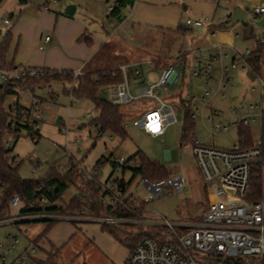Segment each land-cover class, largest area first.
<instances>
[{
	"label": "rangeland",
	"instance_id": "rangeland-1",
	"mask_svg": "<svg viewBox=\"0 0 264 264\" xmlns=\"http://www.w3.org/2000/svg\"><path fill=\"white\" fill-rule=\"evenodd\" d=\"M103 1L95 4L94 0H80L79 2L77 0L80 4L77 6L80 11L82 8L92 7L95 10L99 24L102 20L104 26L109 28V22L106 20L107 16L104 14L105 2ZM31 2H34V0H31ZM58 2L63 4L65 0H49L47 5ZM67 4L73 3H67L66 1L63 9ZM21 8L20 0H0V41L6 32L11 29L15 15ZM3 19H8L9 24H2ZM121 36L125 41H128L126 35ZM146 40L148 41L146 44L148 47L157 42L152 37H146ZM128 42L134 43L135 41ZM184 45L182 43V48ZM151 46L148 50L153 55L154 49ZM115 48H118L115 41L103 45L94 56L92 66H88L89 72L101 71L107 67L110 69L120 68V64H124L125 60L119 55L116 56L117 53L113 54ZM192 58V56H187L179 65L180 70H184L189 76L193 69ZM95 65L96 68L103 66L101 68L104 69H94L93 66ZM228 65H230V62ZM214 66H219V63ZM138 68L142 70L139 75L135 74L132 68L126 69L131 92L143 86L145 79L151 82L158 79V72L149 69L144 62L139 64ZM246 70V64L243 65L240 62L235 68H231L230 71L233 77L231 83L227 87H222L219 94L214 97V92L216 93L219 87V74H216L215 70L213 73L216 75L208 85H204V88L198 80H191L193 92H200V95L206 88L210 91L209 108L208 110L202 109V112L206 117L209 111L213 112L216 109L217 113L214 114L213 121H207L198 113L193 119V130L185 133L183 132L184 109L177 110V123L169 125L160 137H152L133 124L136 118L151 107L150 99L139 98L120 108L126 115L125 128L127 131V136L121 139L114 134L111 137L107 135L97 137L95 127L90 125L91 118L86 116V113L95 110V107L90 100H76L75 97H71L67 92L71 86L70 83L51 82L49 85L52 87V91H49V85H46L36 88L33 94L27 89H18L17 94H10L6 97V107L16 101L25 107H30L33 96H37L36 99H42V118L37 122V133L30 135L29 129L22 128L16 138L14 133H7L3 137V141H8L9 144L13 145L8 155L9 158L15 157V162L19 163L18 172L23 179L44 177L53 165L61 172V165L68 163V157L71 156L73 163H75L72 169L78 167L79 169L84 168L86 171H96L98 177L96 183L104 191L106 188H110L111 183L114 185L119 178H122L127 183L126 190L123 193L116 191V195L120 200H125L126 197L131 196L136 206L142 207V213L139 214V217L154 221L166 219L174 224L195 222L206 208L207 195L203 177L193 155L190 138L194 134L198 142L221 149H229L233 145H239L237 130L214 132L212 123H227L236 115L233 112L235 106L249 105V101L252 99L248 97L247 93H251L250 86H255L257 81L248 79L245 74ZM234 71L241 73V79L235 81L236 77L232 74ZM156 90L163 100L171 101L180 92L181 87L178 83L166 86L165 89L157 87ZM98 91L105 98L103 87H99ZM242 95H246L244 101ZM95 113L97 112L95 111ZM57 119H59V123H56ZM249 127L253 141L256 143L259 140V116L256 117L255 121L249 122ZM137 151L160 162L169 173L182 175L184 177L183 189L179 193H165V196L161 199L145 201V198H149V193L140 182L141 176L135 174L133 176L134 163L126 168L115 166L113 163V156H122L128 160ZM110 153L113 155H110ZM102 156L105 159L104 162L96 166L97 160ZM75 194H77V189L70 186L64 192L63 198L68 200ZM86 197L88 196L86 195ZM86 197L82 199L85 203L87 202ZM103 201L110 202L108 193L104 194ZM83 206L87 208V205ZM127 206L130 212L136 209L130 205ZM133 214L137 213L133 212ZM93 215L97 214L93 213ZM125 217L130 220L133 216ZM52 223L51 225L47 221L21 223L19 228L26 231L25 235L16 226L1 225L0 240L2 242L7 241L6 236L8 233L18 238L17 245L12 253L7 256L6 262L10 263L21 253L28 244V239L31 240L36 237L35 244L40 248L36 250L35 256L43 257L45 260L47 253L53 252L56 254L54 258L56 264H123L131 249L130 242L138 228H141L130 222L116 225L91 220L53 221ZM110 229H113L112 232ZM175 229L179 233L184 231V228L178 226H175ZM42 231H45V233L40 236Z\"/></svg>",
	"mask_w": 264,
	"mask_h": 264
},
{
	"label": "built area",
	"instance_id": "built-area-1",
	"mask_svg": "<svg viewBox=\"0 0 264 264\" xmlns=\"http://www.w3.org/2000/svg\"><path fill=\"white\" fill-rule=\"evenodd\" d=\"M55 1V0H52ZM46 6H43V8ZM110 6L107 7L109 11ZM255 14H264V6L254 7ZM209 21L207 16L201 18H187L185 25L191 27H202ZM2 24H9L8 19H3ZM44 40H50L46 36ZM217 53L213 59L222 60L226 54L223 53V46L216 45ZM192 72L191 78H203L204 84L208 85L211 79L210 59L204 54L203 49L192 45ZM250 50H246V55ZM150 65V61H145ZM237 66L236 61L225 66L220 62L219 87H225L229 78V69ZM132 68L137 75L140 69L137 64H125L119 69L121 80L118 83L103 87L105 98L112 105L129 104L139 98L151 100V107L133 121L144 133L152 136H162L166 128L177 123L176 111L181 110V102L191 105L190 118L194 119L198 113L202 118L212 122L216 111H210L205 117L202 109L208 106L210 91L206 88L199 96L185 94L176 97L175 101H165L156 90L157 87L164 88L179 82L178 70L173 64L165 65L158 70V79L151 82L145 79V84L136 93L129 89L126 69ZM47 74V69L43 67L15 66L9 68L0 67V83L21 81L25 84L27 79L41 78ZM70 92L77 85L79 70L72 71ZM264 89V81H262ZM52 91L51 86L48 87ZM71 97L73 95L69 94ZM77 100V98H75ZM200 102V104H199ZM42 99H35L29 107L30 132L37 131V122L41 120ZM236 117L227 123H212L214 132H229L237 130L241 124L249 125L250 121H255L256 117L261 118L260 105L251 103L247 106L239 105L233 108ZM95 111L86 113L89 118L95 117ZM97 131V130H96ZM107 135L110 132L97 131V137ZM78 142V140H76ZM193 155L199 166L205 184L207 195L206 208L195 222H181L174 224L164 219L163 221L147 220L139 217L141 211L133 210L135 216L127 220L125 216H113L109 214L93 215L90 209L84 206L68 208L69 199L65 200L61 196L54 202H49L47 197L42 196L39 201L30 202L28 207L38 209L36 212L21 213L22 202L18 195L14 194L8 201L9 212L0 216V226L10 224L16 226L25 235L26 231L21 230L19 225L24 222L37 221H74L91 220L108 225L130 222L138 225L142 230L156 231L150 235L143 236L129 250L128 256L123 264H264V203L262 200L250 201L247 199V188L252 166L261 159V151L258 148V141L250 148H239L237 145L229 149H221L211 145L200 143L193 134L190 138ZM12 144L4 141L5 150H9ZM113 155V154H112ZM68 163L61 165V172L71 171L75 163L72 157H68ZM116 166L122 167L126 164V159L122 156H113ZM137 163L133 164L136 167ZM82 171L83 179H93L96 171ZM117 182L111 183L110 188H106L110 202L109 205L119 201L116 195ZM140 182L147 189L149 198L161 199L165 193H179L183 189L184 177L177 173H170L166 178L151 182L145 177H140ZM50 206H56L55 211H50ZM137 207V206H136ZM86 210V211H85ZM143 226V227H142ZM175 226L184 228L179 233ZM154 231V232H155ZM7 241L0 240V264H40L43 257L35 256V252L40 247L36 246L34 239H28V244L23 248L10 263L6 262L15 249L18 238L10 233L6 236Z\"/></svg>",
	"mask_w": 264,
	"mask_h": 264
},
{
	"label": "crops",
	"instance_id": "crops-1",
	"mask_svg": "<svg viewBox=\"0 0 264 264\" xmlns=\"http://www.w3.org/2000/svg\"><path fill=\"white\" fill-rule=\"evenodd\" d=\"M48 1L20 0L22 8L17 11L11 29L8 30L10 42L5 57L7 61L13 64L12 67L24 65L43 67L58 72L71 73L79 70L81 73H89L88 66H92L94 56L101 47L108 42L115 41L118 48L113 50V54L117 53L116 56L119 55L123 58L125 60L124 64L139 65L142 62L150 61L151 64L148 65V68L157 72L165 65L173 64L178 70V83L181 87L176 97L185 94L199 95L200 92L192 91L191 86L193 87V84L191 80H198L204 88L203 78H191L184 70L181 71L179 68L182 60L186 59L187 56L193 57L192 45L203 49L204 54L210 59L211 79L217 73L219 79L220 62L225 66H228L229 62L231 64L232 61L245 65L246 50L254 51L257 44L260 43L259 73L257 76L255 75L254 79L257 83L255 86H250L251 93H247V95L252 99L249 104L256 103L260 105L261 110H264V89L261 82V80L264 81V27H257L251 22H245L236 23L228 29L207 28L208 23L228 17L234 5L247 9L248 17L256 16L255 18L259 19L264 14H255L253 9L257 6H264V0H135L131 7L124 9V18L121 21L109 15L107 10L109 4L102 0L105 2L104 14L107 16L106 20L109 22V28L104 26L102 20L99 24L95 10L92 7L78 10L77 5H80L78 4L80 0L78 2L77 0H65L63 4L58 2L49 6L47 5ZM66 1L75 5L72 16L62 12ZM102 1L94 0V3ZM43 6H46V8H43ZM204 16H207L209 21L202 27L185 25L187 18H201ZM121 35H126L128 41L135 42L125 41ZM46 36L50 37L47 42L44 40ZM146 37H152L157 41L153 43L154 46L150 45L154 49L153 55L149 53L150 46H146L148 43ZM182 43L185 44L183 48ZM216 45L223 46V53L226 56L222 57V60L213 59V55L217 53ZM218 63L219 66H214ZM96 65L93 66L94 69H104L101 68L103 66L96 68ZM106 69L110 68L107 67L104 70ZM230 69L229 78L225 84L226 87L233 78L231 75L233 69L231 71ZM214 70L216 74L213 73ZM247 71H249L248 67ZM140 73H142V70H140ZM232 74L236 77L235 81L241 79V73L234 71ZM53 82L60 83V81ZM40 87L42 86L39 85L30 90L24 84L20 89H27L33 94L34 90ZM137 89L132 93H136ZM221 89L222 87H218L213 97L217 96ZM176 97L172 98L171 101L176 100ZM245 97L246 95H242L243 101ZM36 98L38 97L33 96L30 105ZM208 108L209 106L205 109L208 110ZM214 111L217 113L216 109ZM261 172L263 182L262 201L264 203V160L262 161Z\"/></svg>",
	"mask_w": 264,
	"mask_h": 264
},
{
	"label": "trees",
	"instance_id": "trees-1",
	"mask_svg": "<svg viewBox=\"0 0 264 264\" xmlns=\"http://www.w3.org/2000/svg\"><path fill=\"white\" fill-rule=\"evenodd\" d=\"M109 4L111 9L109 15L121 21L124 18V9L131 7L135 0H104ZM10 42V36L8 31L4 35L0 42V67H12L13 64L6 60V52L8 50ZM260 43L257 44L254 51H251L246 55V66L249 71L254 75L259 73V60L258 56L260 53ZM70 72H58L47 69V74L41 78H30L25 81L27 88L33 90L36 86H43L53 81L71 83ZM121 80V71L119 68L106 69L96 72L82 73L79 76L78 83L67 92L77 99L90 100L97 113L94 118H91L90 125L94 126L97 131L110 132L124 139L127 136L125 128V117L126 115L120 110L127 104L112 105L106 98L102 97L98 91L99 87L118 83ZM23 82H3L0 86V216L4 213L9 212L8 201L14 194L18 195L22 202L20 207L21 213L36 212V209L28 207L30 202L39 201L42 196L47 197L49 202H54L63 196L64 192L73 186L77 189V194L69 199L68 208L80 207L87 205L90 212L95 214H109L113 216H135L133 212L128 210L130 205L132 208H136V211H141L142 207L137 206L131 199V196L126 197L122 200L109 205L103 201L104 191L96 182L98 181L97 173L93 174V179H83L82 171L78 167L72 169L67 173H61L53 165L51 166L48 174L44 177H37L31 179H23L19 172V163L15 162V157H10L8 152L12 150L13 145L9 150H5L3 137L7 133H14V137L18 136V132L24 128L30 130L29 120V107H25L19 104L17 101L12 105L6 107L5 99L10 94H17L18 89L23 86ZM182 109H184L185 123L183 126V132L189 133L193 130V119L190 118L191 105L188 103L181 102ZM37 133V131L35 132ZM30 135L33 133L29 132ZM188 135V134H186ZM237 135L239 140V148H250L254 146L252 132L249 125L241 124L237 129ZM258 148L261 151V159L258 163L252 166L250 170V177L247 188V199L250 201L262 200V161L264 160V110L261 112L260 118V131ZM112 155V153H110ZM100 157L96 166L102 164L105 159ZM114 163V162H113ZM131 163H137L136 167H133V176L140 175L141 177L147 178L149 181H159L166 178L170 173L163 167V165L148 156L144 155L140 151H137L134 155L126 160V164L122 168H126ZM115 165V163H114ZM116 166V165H115ZM125 186L119 193H123L126 190L127 183L124 182ZM86 195L88 197H86ZM123 196V195H122ZM83 197L87 198V202H83ZM56 206H50L48 210L55 211ZM53 224L52 222L49 223ZM113 229H110L112 232ZM46 231V230H45ZM45 231H42V236ZM146 231L138 228L135 232L130 245L131 247L138 242L143 236L156 233V231ZM47 258L40 261V264H56V254L51 252L47 253Z\"/></svg>",
	"mask_w": 264,
	"mask_h": 264
},
{
	"label": "water",
	"instance_id": "water-1",
	"mask_svg": "<svg viewBox=\"0 0 264 264\" xmlns=\"http://www.w3.org/2000/svg\"><path fill=\"white\" fill-rule=\"evenodd\" d=\"M74 10H75L74 4H67L64 7L63 12L64 14L68 16H72L74 13ZM247 15H248L247 9L242 8L239 5H234L232 8L231 14L228 17L220 21L208 23L207 28L228 29V28H231L236 23H245V22H251L253 25L257 27H264V16L260 17L259 19H256L255 18L256 16L248 17ZM246 75L250 80L255 79V75L251 73L250 71H247ZM0 86H1V83H0ZM56 123H59V119L56 120ZM124 186L125 184H124L123 179L119 178L117 182V189L121 191L123 190Z\"/></svg>",
	"mask_w": 264,
	"mask_h": 264
}]
</instances>
